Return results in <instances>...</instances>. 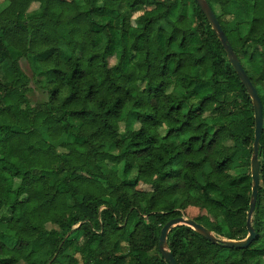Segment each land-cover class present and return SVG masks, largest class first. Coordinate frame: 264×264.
Wrapping results in <instances>:
<instances>
[{
	"label": "trees",
	"instance_id": "obj_1",
	"mask_svg": "<svg viewBox=\"0 0 264 264\" xmlns=\"http://www.w3.org/2000/svg\"><path fill=\"white\" fill-rule=\"evenodd\" d=\"M6 1L0 210L9 217L0 216V264H168L158 247L161 230L182 215L228 240L246 239L251 172L231 170L239 153L250 167L253 103L196 0ZM207 1L213 10L237 4L249 19L242 37L218 17L264 117V0ZM32 3L40 13L28 17ZM152 5L163 9L134 25L131 15ZM117 52L110 69L106 57ZM32 84L48 101L33 102ZM211 112L216 117L205 118ZM129 117L140 128L122 138L120 124ZM259 160L253 243L226 248L179 226L167 240L178 264H264V129ZM48 223L59 230H47Z\"/></svg>",
	"mask_w": 264,
	"mask_h": 264
},
{
	"label": "water",
	"instance_id": "obj_2",
	"mask_svg": "<svg viewBox=\"0 0 264 264\" xmlns=\"http://www.w3.org/2000/svg\"><path fill=\"white\" fill-rule=\"evenodd\" d=\"M196 3L198 7L201 9L202 13L205 15L207 21L212 27V30L217 34L222 46L224 47L227 53L228 60L230 61L236 73L238 74L242 84L245 86L248 95L253 103L254 119H255V138H254L253 152L251 158L252 202H251L250 211L248 213V236L246 237V239L240 241L228 240V239L221 240L210 229L206 228L204 225L197 223L196 221L184 215L171 219L162 228L159 239V245H158L161 256L168 264H178L172 252L168 248L167 240L172 229L179 226L190 227L206 240L215 244H222L226 248L246 249L256 239V231L254 230L251 222L259 192V185H260L261 166L259 160V152H260V141L264 129L262 100L258 94L256 87L251 81L247 71L245 70L237 54L235 53L232 45L229 43V39L213 8L210 6L207 0H196Z\"/></svg>",
	"mask_w": 264,
	"mask_h": 264
},
{
	"label": "rangeland",
	"instance_id": "obj_3",
	"mask_svg": "<svg viewBox=\"0 0 264 264\" xmlns=\"http://www.w3.org/2000/svg\"><path fill=\"white\" fill-rule=\"evenodd\" d=\"M7 6H8V2L6 0H0V12L4 10ZM140 9L141 10L139 12L131 15V20L134 25H135L136 18H138L139 16L143 14L153 15V14L159 13L163 8L162 7L156 8L154 5H152V6L142 7ZM124 10H127V9L124 8ZM214 11L218 17H223L224 19L228 21V30L232 32L238 31L239 35L242 37H244L247 34L249 30V22H248L249 19L242 11L239 10L237 4H232L226 8H221L218 5H214ZM39 13H40V4L32 3L30 7L28 8L26 14L28 17H35V16H38ZM184 13H186L188 16H191L192 8L188 6V8L184 9ZM120 57H121L120 52H117L114 55L107 56L106 62H107L108 68L110 69L114 68L118 64ZM21 65L23 69L25 70V72L27 73V75L32 78L34 75L32 71V62L29 59H24L21 61ZM246 69L250 73L252 72V69L249 65H246ZM37 79L42 80L39 77ZM0 81L7 82V78L4 76L2 72H0ZM32 86L35 88V96L32 98L34 103H44L48 101V93L45 89H42L41 87H36L34 84H32ZM145 87H146L145 82L139 83L140 90L145 89ZM169 91L171 92L172 89H170ZM215 117H216V113H213V112L205 114V118L207 119H212ZM139 128H140V125L134 120V117L127 118L124 122L120 124V132L122 133V138L128 136L131 133V131L137 130ZM160 133L162 136H165L167 134V128L166 127L162 128L160 130ZM63 140L72 141V138L63 137ZM224 144L227 147H231L235 145V143L231 140L225 141ZM57 150L59 153H65V150L61 147H57ZM242 162H243V159L241 158V153H239L238 155H236L234 159V166L231 170L232 175H239L241 173L247 172L248 170L251 172V162H250L249 168L242 166ZM19 184L20 182L16 180L15 187H17ZM107 200H109V198H107ZM0 213H1L0 216H2L3 219H7L9 217V213L6 209H1ZM219 224L222 226L225 225L222 219L219 220ZM4 228H5L4 224L0 226V230H3ZM46 229L49 231L59 230L56 225L51 224V223H48L46 225ZM215 235L221 240H226V237L224 236L217 235L216 233ZM3 241L7 245H11L12 243V239H5ZM128 252H129V248L127 247L126 241L124 238H121V243L119 246V253L125 255ZM43 257H46V253H42L40 257L35 259V262H39L40 259ZM127 260H128L127 264H135V262L131 258H128ZM21 264H25V263H21Z\"/></svg>",
	"mask_w": 264,
	"mask_h": 264
}]
</instances>
